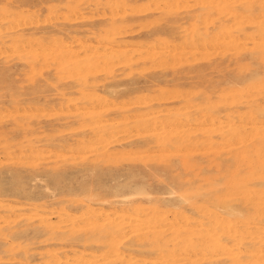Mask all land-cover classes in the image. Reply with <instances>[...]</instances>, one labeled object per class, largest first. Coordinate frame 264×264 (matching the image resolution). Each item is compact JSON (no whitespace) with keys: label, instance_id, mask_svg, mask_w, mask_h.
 Wrapping results in <instances>:
<instances>
[{"label":"rangeland","instance_id":"1","mask_svg":"<svg viewBox=\"0 0 264 264\" xmlns=\"http://www.w3.org/2000/svg\"><path fill=\"white\" fill-rule=\"evenodd\" d=\"M263 209L264 0H0V264H264Z\"/></svg>","mask_w":264,"mask_h":264},{"label":"bare ground","instance_id":"2","mask_svg":"<svg viewBox=\"0 0 264 264\" xmlns=\"http://www.w3.org/2000/svg\"><path fill=\"white\" fill-rule=\"evenodd\" d=\"M103 45V44H102ZM248 125V124H247ZM260 125V124H259ZM207 170H209V169H207ZM212 170V169H211ZM210 171V170H209ZM213 171V170H212ZM211 172V171H210ZM219 176V175H218ZM211 177V176H210ZM216 177V176H215ZM205 180V179H204ZM252 192V191H251ZM261 192V191H260ZM252 196H254V195H252ZM253 200V199H252ZM253 202V201H252ZM251 202V203H252ZM260 202V201H259ZM255 205V204H254ZM256 206V205H255ZM259 206V205H258ZM264 210V209H263ZM262 212V211H261ZM263 215H264V213H263Z\"/></svg>","mask_w":264,"mask_h":264}]
</instances>
